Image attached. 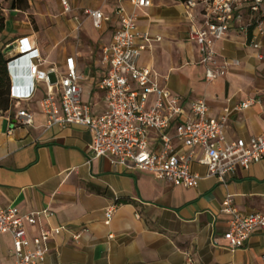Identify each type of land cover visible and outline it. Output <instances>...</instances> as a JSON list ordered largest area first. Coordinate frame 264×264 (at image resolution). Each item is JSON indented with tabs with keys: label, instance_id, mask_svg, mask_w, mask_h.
I'll return each mask as SVG.
<instances>
[{
	"label": "crops",
	"instance_id": "obj_1",
	"mask_svg": "<svg viewBox=\"0 0 264 264\" xmlns=\"http://www.w3.org/2000/svg\"><path fill=\"white\" fill-rule=\"evenodd\" d=\"M151 1V6L137 10V29L162 39L142 54L140 64L151 68L158 83L186 104L205 100L211 116L230 107L225 130L229 140H249L263 133L264 35L259 49L251 46L257 31L250 16L245 13L218 43L221 55L239 64L206 82L199 45L189 37L193 28L203 25L202 6L188 8L185 0ZM68 2L70 11L62 0H46L43 9L31 0L29 9L11 4L0 33L5 39L1 50L27 38L31 49H38L41 68L54 67L58 74L66 71V59L74 56L82 76V99L98 116L107 108L99 88L108 71L101 64V50L120 25L118 7L131 12L133 6L130 0ZM86 8L104 12L101 29L84 13ZM23 14L34 16L36 27ZM29 59L22 58L14 68L12 84L19 91L30 84ZM46 94L47 86L40 82L32 98L19 105L14 98L9 110H0V205L13 206L21 214L38 212L37 222L27 225L31 238L44 228H65L47 242L41 264H187L188 257L195 264H264V231L255 230L244 247L230 249L224 234L233 215L222 211L223 202L231 197L243 215L264 213V159L238 170L226 183L204 177L195 188L176 186L149 172L113 164L111 155L95 157L93 134L83 126L49 127L39 104ZM247 100L253 102L248 108L235 110ZM20 108L33 113V125L16 124ZM194 170L207 173L199 164ZM114 204L118 207L107 225L105 212ZM13 263V240L6 233L0 237V264Z\"/></svg>",
	"mask_w": 264,
	"mask_h": 264
},
{
	"label": "built area",
	"instance_id": "obj_2",
	"mask_svg": "<svg viewBox=\"0 0 264 264\" xmlns=\"http://www.w3.org/2000/svg\"><path fill=\"white\" fill-rule=\"evenodd\" d=\"M130 2L133 6L131 12L124 6L118 7L120 25L114 31L112 41L101 50V64L108 69L99 82L107 104L103 114L94 116L91 107L82 99V76L78 73L75 57L66 59V71L61 74L54 67L41 68L44 62L38 49H31L27 38L17 40V47L7 55L8 68H15L24 57L30 58L29 87L19 91L12 84V100L17 98L19 105L20 101L33 97L38 83H45L47 94L39 104L48 118L49 127L83 126L93 134L91 147L95 157L111 155L113 164L130 171L149 172L176 186L195 188L204 177H216L226 183L238 170H248L263 160L264 131L249 140H229L225 130L232 112L230 107L224 108L216 117L211 116L205 100L186 104L183 98L158 83L151 68L140 64L142 54L162 37L137 29V10L151 6L152 1ZM62 3L66 11L71 10L68 0H62ZM185 4L188 8L202 6L203 9V25L193 28L189 37L199 45L206 82L225 76L232 66L239 64L238 60L224 58L218 50V43L231 28L243 21L245 13L257 31L251 39V46L261 47L264 0H186ZM84 13L92 18L96 28L103 27L106 16L101 9L86 8ZM258 57L263 59L262 54ZM252 103L247 100L238 104L235 110L246 109ZM16 120L18 125L31 126L34 115L20 108ZM196 164L207 168L205 176L194 170ZM117 207L118 204H114L106 209L107 225ZM222 211L233 215L224 234L226 247L230 249L244 247L255 230L264 231V213L243 215L231 197L223 202ZM47 214L53 215L49 211ZM37 215L38 212L21 214L13 206L0 205V237L6 233L12 236L13 264H41L45 260L47 242L65 230L63 226L44 228L39 236L31 238L27 225L35 224ZM84 231L88 232V229ZM74 237L79 239L81 233ZM187 264L195 263L188 257Z\"/></svg>",
	"mask_w": 264,
	"mask_h": 264
},
{
	"label": "trees",
	"instance_id": "obj_3",
	"mask_svg": "<svg viewBox=\"0 0 264 264\" xmlns=\"http://www.w3.org/2000/svg\"><path fill=\"white\" fill-rule=\"evenodd\" d=\"M186 1V0H185ZM22 3V4H21ZM24 5V6H23ZM29 6L28 0H13V8H27ZM5 28V18L0 19V33ZM9 57L0 50V110L7 111L12 105L11 87L12 78L9 73L7 63Z\"/></svg>",
	"mask_w": 264,
	"mask_h": 264
},
{
	"label": "rangeland",
	"instance_id": "obj_4",
	"mask_svg": "<svg viewBox=\"0 0 264 264\" xmlns=\"http://www.w3.org/2000/svg\"><path fill=\"white\" fill-rule=\"evenodd\" d=\"M31 1L34 4V6H35V2L37 3L35 6L36 8L40 7L42 9H43L42 5H44V3L46 2V0H31ZM11 4H12V0H0V19L5 16V13H7V10L11 9ZM27 8L29 9V6ZM27 8H22V9H27ZM20 15H22V13H20ZM23 15L28 16V18H30L34 27H36L34 16H32L31 14H27V15L23 14ZM4 45H5V39L0 36V50L4 47Z\"/></svg>",
	"mask_w": 264,
	"mask_h": 264
},
{
	"label": "water",
	"instance_id": "obj_5",
	"mask_svg": "<svg viewBox=\"0 0 264 264\" xmlns=\"http://www.w3.org/2000/svg\"><path fill=\"white\" fill-rule=\"evenodd\" d=\"M17 47V43L14 42L12 44H10L9 46L5 47L3 50V53L5 55H8L10 52H12L15 48Z\"/></svg>",
	"mask_w": 264,
	"mask_h": 264
},
{
	"label": "clouds",
	"instance_id": "obj_6",
	"mask_svg": "<svg viewBox=\"0 0 264 264\" xmlns=\"http://www.w3.org/2000/svg\"><path fill=\"white\" fill-rule=\"evenodd\" d=\"M8 70H9V73H10L11 78H12V81H13V79H14V75H15V73H14V68H8Z\"/></svg>",
	"mask_w": 264,
	"mask_h": 264
}]
</instances>
